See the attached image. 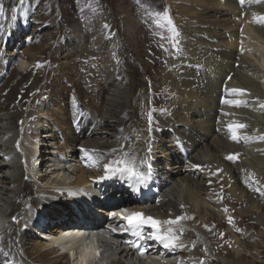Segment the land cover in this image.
Wrapping results in <instances>:
<instances>
[{
  "label": "bare ground",
  "instance_id": "6f19581e",
  "mask_svg": "<svg viewBox=\"0 0 264 264\" xmlns=\"http://www.w3.org/2000/svg\"><path fill=\"white\" fill-rule=\"evenodd\" d=\"M165 1L174 28L171 32L164 29L172 36L165 46L156 48L162 71L141 62L136 52L133 61L123 58L118 64L116 48L109 55L112 46L89 41V26L81 35L78 29L65 31L43 22L40 32L33 28L27 35L26 48H12L14 56L32 64L31 72L17 73L18 67L13 73L11 80L19 82L15 94L32 72L39 71L42 77L33 90L31 83L24 87L17 104L8 97L11 91L2 105L6 107L0 105V130L10 135L4 141L0 134L2 160L9 161L1 171L0 194L12 200L10 207L0 211V218L11 219L4 225L3 242L19 244L29 259L25 264H95L98 250L81 227L94 220H102L104 228L119 226L111 219V211H101L105 202L100 203L101 209L95 204L101 196L129 194L137 197L136 212L125 221L142 220L140 212L147 219L134 233L131 264H146L150 256L159 254L155 246L150 247L155 243L143 239L153 229L163 237L161 250L166 254L154 264H169L175 255L186 264H200L199 259L205 264H247L248 255L250 264H264L263 259L259 261L264 254V0ZM0 17V45L12 47L28 27L19 29L10 15L0 13ZM110 19L115 22L114 17ZM125 28L136 32L134 18L127 19ZM43 32L48 33L44 40ZM116 32H112L114 37ZM123 38L121 33L118 40ZM38 42L43 44L33 47ZM134 44L133 50L138 51L140 43ZM56 48L58 54L52 53ZM73 66L79 80L69 75ZM62 73L72 83L66 80L60 86ZM153 74L154 81L150 79ZM92 79L98 82L96 88L89 84ZM38 92L57 108L45 110L52 121L49 136L54 138V130L62 140V144L55 143L57 153L64 155L63 161L70 157L68 164H76L73 185L51 193L44 186L45 177L30 170L37 169L32 161L41 154L40 143L31 138L28 150L22 144L24 156L14 146V129L21 118L18 108L29 109ZM155 97H161L163 105L151 109ZM63 99L66 104L59 108ZM10 104H15V113L9 111ZM158 111L162 114H155ZM129 157L134 160L129 162ZM30 178L35 182L30 184ZM72 188V192L65 190ZM55 193L53 198L61 202L42 201L39 220L22 218L25 227L18 224L26 200L36 206L43 199L40 195ZM36 224L47 231L44 240L36 237L30 244L26 241L31 233L36 235L32 227ZM194 228L208 244L216 235L210 248L224 262L207 256L200 244L189 242ZM109 230L114 238L127 239L116 229ZM229 248L231 260L226 262L222 255ZM124 252L111 255L109 264H129ZM5 254L14 262L19 255L2 250L0 264Z\"/></svg>",
  "mask_w": 264,
  "mask_h": 264
},
{
  "label": "rangeland",
  "instance_id": "374dc122",
  "mask_svg": "<svg viewBox=\"0 0 264 264\" xmlns=\"http://www.w3.org/2000/svg\"><path fill=\"white\" fill-rule=\"evenodd\" d=\"M32 9H35L36 12H32ZM0 13L5 14V16L6 14L7 16L10 15L11 19L14 21V24L17 23L19 25L18 26L19 29L25 26L28 27L26 32H23L22 34H20L19 37L15 38L12 47L6 48L0 45V105L1 106L3 105L4 100L7 98L8 94L11 91L13 95H9L8 97H11V100L14 101L15 104H17L19 100V96H21V93H23L24 87L28 86L31 83L33 90L35 86L38 85L39 81L42 79L40 74H38L39 71H37L36 73L32 72L31 78L27 80L26 84L22 85L21 87L22 90H19V92H17L19 94H15V89L19 84V82L16 81L13 82L11 80V77L14 72L16 73V69H18V67L20 68L19 71H17V73L19 72L20 74H25L24 72L28 69L29 70L27 72H31L30 70L32 68V64H29L26 61L22 60L19 56L18 57L14 56L15 52L14 50H12V48H15L16 46L21 47V45L24 48H26L25 42L28 40L27 35L32 33L33 28L35 29L39 28V32H40L43 26V22H47L48 25L54 24L57 28L62 27L63 29H65V31L78 29L79 30L78 32L82 33L81 35H83V33L87 31L88 28L90 27L92 37H89V41L93 43H98V41L100 40L106 42L109 48L112 46L113 48L112 49L110 48L109 55L112 54L113 50H115L116 48L115 53L118 64H120V62L122 63L123 58L130 59L133 61L132 59L134 57L133 53L136 52L137 54L136 53L135 54L140 58V61L145 64H149L150 68L153 69L154 71H162L160 70V66L158 64V58L156 54L158 50L156 48L165 46V40L170 39V37L172 36V33L168 34L167 31H165L164 29L167 28L168 31L171 32L172 28H174L172 16L168 10V6L165 0H0ZM112 17H114L116 23L110 19ZM129 17L134 18V20L137 23L138 29H136L135 33L126 32L125 24L127 25V19ZM22 18H25V22H22ZM51 29L54 28L52 27ZM113 31H117L116 37L112 35ZM121 33H123L124 38L118 40ZM47 35L48 33H44V32L41 33V37L44 36V38L42 39L44 40ZM138 42L140 43L138 47L139 50L134 51L133 50V48L135 47L134 43H138ZM42 44H43L42 42H38L36 46L33 47L41 46ZM132 44L134 45L132 46ZM33 45L35 44L33 43ZM76 47H79V45ZM51 51L52 53L55 52L57 53L58 48L52 49ZM11 56H13L11 66L6 67V65H8L10 62L9 59L11 58ZM113 61L115 62L114 59ZM151 61H154L156 64H154ZM77 62L80 63L79 61ZM117 62H115V65H117ZM48 65L45 67L47 68L45 70V74L49 72ZM74 66L70 71L69 75L70 77L73 76L76 78V80H79L78 76L74 75L75 74L74 69H76ZM8 73H10V78L5 82V77ZM62 78L65 79V81H62ZM69 79H66L63 73L59 74L58 83L60 86H63L66 80L68 81V83H72V80L70 82ZM150 79L154 81V74L150 77ZM33 80L36 81L32 84ZM89 84L93 88H96L98 82L97 80L92 79L89 82ZM161 87L163 86H158V88ZM162 90L164 91V89ZM155 91L157 92V90ZM63 96L65 98L67 97V94L66 95L63 94ZM153 99L155 100L156 105L151 103V109L162 107L163 103L161 97H155ZM49 101L46 99L45 94L43 95L38 92L35 95L32 101V105L29 109H26V107L18 108V114L20 115L21 118H19L17 128L14 129V133L16 136V141L14 142V146L17 148V150H19L21 156H24V151H22V147L28 150L27 147L30 146L29 141L31 140V138L32 141H36V143H40L41 154H39V156L37 157V161L32 162L34 163V166L37 169L34 170L31 168L30 170L31 171L33 170L34 173H36L35 171H37L40 174H42L43 177H45L44 186L49 188V191L51 193L52 191L57 192L58 189L61 188L62 186L66 188L68 186L73 185V181L75 179V175H74L75 173L73 172V169L76 168V164L74 161L71 162V164H68L70 157H68L67 161H63L62 159H65L64 155H59L57 153L56 144H62L61 143L62 140L58 135L57 131L52 130L53 131L52 135H55L54 138L49 136L51 133L50 128L52 126V124L50 123H52V121H50L51 119L49 118V115L46 114L45 110L47 109L52 110L54 108L53 111H56L55 109H57L53 107L52 103ZM15 104H10L9 107L10 112L12 111L13 113L16 112L15 109H13ZM55 104H60V103H55ZM65 104L66 102L62 105H59L60 106L59 108H61ZM2 107L5 108L6 106H2ZM157 113L162 114L161 111L155 112V114ZM0 134L3 136L5 132L0 130ZM1 135H0V139L2 137ZM4 136H3V140L5 141L10 135L7 134ZM40 136L41 139H39ZM25 154H26V158H29L27 157V154L29 153L25 152ZM2 157L3 155L2 153H0V178L2 176L1 171L6 170L7 164L9 163L7 158L2 160ZM26 158L24 157L23 161H25ZM130 158L131 157H129V162H131V160H134ZM55 161L58 164H56ZM99 163L102 164V162ZM30 180H29L30 184L35 182L34 179L32 178H30ZM0 188H1V184H0ZM36 190H37L36 186L33 187V191L35 192ZM65 190H69V192H72L73 188L65 189ZM78 192H82V191L79 190ZM55 195L56 193L50 197H42V195L40 196L38 195L39 198H43V199L39 201L40 204L38 203L39 205L36 206H32L28 200H26V202L24 201L25 203H23L24 206L22 209V217H18V224L25 227V225L22 224V222H24L21 221L22 218H29L30 221L37 218L39 215V211H41V208H43L42 201L48 200V202H56V203L61 202V200L58 199L57 197L53 198ZM0 201H1L0 211H4L7 207H10L12 203V200L9 201L7 199H4V196L2 194H0ZM5 201L6 203H4ZM7 204L8 206H6ZM1 205H4V207ZM215 213L218 214L219 216L221 215L218 212ZM10 220L11 219L3 220L2 218H0V251L4 250L7 252V254L12 252V253H18L19 255L17 260L14 262L5 254L2 259V264H25V261H28L29 259L23 254L22 251H20L19 244H15L12 241L6 243L3 242L4 233L6 232L3 231V228L4 225ZM190 230L194 234V238L191 241L188 240L189 242L200 244L202 246L203 252L207 254V256H210L212 258H217L221 262H224L222 261V259L225 260V258H221L220 256L216 255L213 248H210L212 243L214 245L217 241L216 235L212 236L211 239L212 243L210 242L208 244L205 240L201 239L203 235H201L196 228ZM211 234L213 233L211 232ZM36 237L39 240H44L41 237L39 238L37 235L31 233L30 235H28L26 242L30 243V241ZM230 249L231 248L227 249L228 251L225 252L226 254L222 255L223 257H227L226 262L227 261L230 262L231 260L230 255L232 253L231 252L232 249L231 250ZM262 259L264 260V254L263 257L262 256L260 257L259 261L263 262ZM204 261L202 262V260L199 259L200 264H205ZM245 262L247 264H250L251 262L250 255H248ZM72 263L70 262L69 264ZM224 264L226 263L224 262Z\"/></svg>",
  "mask_w": 264,
  "mask_h": 264
}]
</instances>
